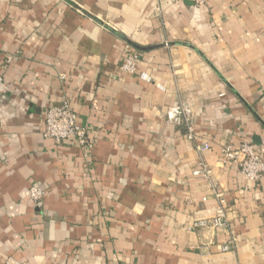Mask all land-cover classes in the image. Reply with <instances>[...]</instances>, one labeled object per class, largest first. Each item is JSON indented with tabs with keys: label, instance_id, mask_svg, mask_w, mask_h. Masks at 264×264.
Here are the masks:
<instances>
[{
	"label": "crops",
	"instance_id": "obj_1",
	"mask_svg": "<svg viewBox=\"0 0 264 264\" xmlns=\"http://www.w3.org/2000/svg\"><path fill=\"white\" fill-rule=\"evenodd\" d=\"M0 76V264H264V179L221 156L264 159V0H0ZM64 98L89 158L43 136Z\"/></svg>",
	"mask_w": 264,
	"mask_h": 264
},
{
	"label": "built area",
	"instance_id": "obj_2",
	"mask_svg": "<svg viewBox=\"0 0 264 264\" xmlns=\"http://www.w3.org/2000/svg\"><path fill=\"white\" fill-rule=\"evenodd\" d=\"M180 2H191L194 6L200 7L205 5L206 0H178ZM138 56L128 58L122 65V70L133 74L137 71ZM5 79L0 76V99L9 91ZM193 131L190 129L189 138L192 139ZM45 139L52 140L56 144L75 143L82 152L85 158H89L93 154L94 143L90 138L85 127L78 124L77 115L68 98L61 100L60 104L53 106L46 111L45 127L43 131ZM201 150L209 149V145L205 144L199 147ZM222 161L224 164L236 163L240 171L251 182H260L264 179V159L258 152L256 146L249 142H243L239 146L233 145L223 146L221 149ZM194 176L203 178L208 183L212 184V171L204 160H200L193 172ZM30 198L37 205L41 206L44 191L38 186L30 188ZM215 198L220 204L217 214L209 221H199L195 227L219 229L227 226L225 216V203L221 194L214 192ZM230 246L222 247L223 251H229Z\"/></svg>",
	"mask_w": 264,
	"mask_h": 264
}]
</instances>
